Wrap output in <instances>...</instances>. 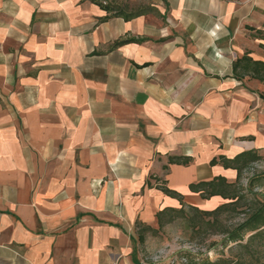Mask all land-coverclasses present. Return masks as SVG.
<instances>
[{
  "label": "crops",
  "instance_id": "obj_1",
  "mask_svg": "<svg viewBox=\"0 0 264 264\" xmlns=\"http://www.w3.org/2000/svg\"><path fill=\"white\" fill-rule=\"evenodd\" d=\"M132 1L0 0V264H144L137 221L181 205L159 185L212 209L190 184L237 177L212 159L264 154V85L233 76L264 0L97 3Z\"/></svg>",
  "mask_w": 264,
  "mask_h": 264
},
{
  "label": "trees",
  "instance_id": "obj_2",
  "mask_svg": "<svg viewBox=\"0 0 264 264\" xmlns=\"http://www.w3.org/2000/svg\"><path fill=\"white\" fill-rule=\"evenodd\" d=\"M97 3L107 12L113 13L112 15L123 16L126 19H132L147 12L146 9L137 8L126 14L130 7L128 3H122L119 6ZM233 76L242 83L245 80H257L264 85V60L255 59L249 53H245L234 61ZM260 97L264 100V91L260 92ZM192 160L191 156H169L171 164L188 165ZM262 161H264V154L259 148L245 150L232 158L225 155L213 158L211 165L221 163L225 168L234 169L237 177L235 181L230 182L225 176L219 175L209 181L190 184V190L200 194L203 199H211L214 196L223 199L222 203L212 209H201L189 205L183 201L180 193L164 184L159 185L165 194L178 198L181 205L160 210L156 214L158 228L138 220L136 226L139 243L145 242L148 232L157 233L175 217H181L189 221L188 226L191 230L189 242L193 243L197 234L203 231L208 236H219L220 240L208 244L204 250L196 248L198 246L181 249L165 264H263L260 254L264 251V196L255 189L264 187V171L253 173L247 178L246 184L242 183L244 173ZM148 185H152L150 180ZM232 211H241L244 218L237 224L228 225L224 223L222 215ZM211 249H214L217 254L216 258H210L208 253ZM227 251L229 254H226ZM236 251L239 255H234Z\"/></svg>",
  "mask_w": 264,
  "mask_h": 264
},
{
  "label": "rangeland",
  "instance_id": "obj_3",
  "mask_svg": "<svg viewBox=\"0 0 264 264\" xmlns=\"http://www.w3.org/2000/svg\"><path fill=\"white\" fill-rule=\"evenodd\" d=\"M129 5L131 7V11L137 8L146 9L148 6L147 0H135ZM262 171H264V161L255 164L250 170H247L244 173L242 183L246 184L249 176L253 173ZM255 190L264 196V187H256ZM240 212L241 211H232L222 215L224 223L232 225L240 222L244 218V214ZM206 220H208V218H206ZM188 224V219L175 217L171 223L165 225L162 229L158 230L157 233L148 232L146 234L145 242L143 244L139 242L137 243L139 257L142 259L143 263L148 262L150 264H165L168 263L181 249L198 246L196 248H203L202 250H204L208 244L212 242H219V236H208L205 231L201 232V234H197L193 243L189 242L191 230L189 229ZM153 227L158 228V225L156 224ZM208 254L210 258L217 257L214 249H211ZM226 254H229V252L227 251ZM234 255H239L238 251H236ZM260 259L264 264V251L260 254Z\"/></svg>",
  "mask_w": 264,
  "mask_h": 264
}]
</instances>
